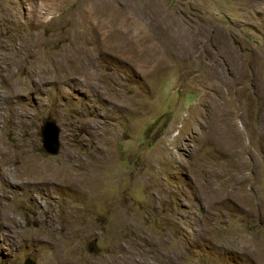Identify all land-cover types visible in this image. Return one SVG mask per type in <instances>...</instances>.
Instances as JSON below:
<instances>
[{"label":"rangeland","instance_id":"rangeland-1","mask_svg":"<svg viewBox=\"0 0 264 264\" xmlns=\"http://www.w3.org/2000/svg\"><path fill=\"white\" fill-rule=\"evenodd\" d=\"M0 112V264H264V0H0ZM41 164L81 193L9 185Z\"/></svg>","mask_w":264,"mask_h":264},{"label":"bare ground","instance_id":"bare-ground-1","mask_svg":"<svg viewBox=\"0 0 264 264\" xmlns=\"http://www.w3.org/2000/svg\"><path fill=\"white\" fill-rule=\"evenodd\" d=\"M39 14H40V12H39ZM91 17H92V15H91ZM38 18H40V17H38ZM37 52L38 51H36L35 53H30V52H28V53H20V59L18 61L19 66L25 68V70H26V68H29V66H30L29 64L30 63L27 62V56L31 55V56H34L37 59V58L40 57V56L37 57V54H36ZM43 57H45V56H43ZM36 61H38V60H36ZM34 65H35V62H34ZM50 66L51 65H49V67ZM48 69H51V68H48ZM52 69L55 70L54 73H56L55 75H56V78H57V81H54V82L62 83V82H66L67 80H71L73 78L79 77V52H78V49L76 47H74V52L72 53V58H71L70 69L67 70L69 72L64 73L66 68H64L60 64H55L52 67ZM34 70H36V71H34ZM51 70H50V72H51ZM47 72L48 71L46 69H44V67H41V66H37V67L35 66V68L28 69L25 81L32 82V83L34 82L35 84H37L38 81H41L43 78L44 79L42 81V84L36 85V87L34 89H31V90L28 91L27 97L30 94L34 93V92L35 93H37V92L40 93V92L44 91V88H42L41 86L44 87V85H48V82H46L47 79H45V77L47 76L46 74H48ZM35 74L36 75L39 74L40 76L38 78H42V79L35 80L34 79ZM56 78H54V79H56ZM52 79H53V77H52ZM39 87H41V88H39ZM11 89L14 92L12 97L15 96V98H11V99H15L16 100V98L19 97V95L16 94V92H15V90L13 88H11ZM7 102H8V99H4V103H7ZM12 109L13 110L10 113V120H11V117L14 118V119H19V118H25L26 115H28L26 112H20L15 106H13ZM2 117H3V112H0V119H2ZM35 169L37 170L36 172H34V168H33V172L35 174L31 173L30 176L25 175V176H28V178L27 179H23L22 178V180L19 183L14 182V180H12L13 182L9 181V185L11 187L14 186L16 188H19L22 192L25 191L26 189L29 190L28 193L31 195L33 205L42 207V205H41L36 193H49L50 191H55L56 189H59L61 187H67L66 186L67 185V181H71V184H70L71 188L75 192H76V190H78L81 193V186L78 185L79 177L76 174H73V177H71V180H69V178L64 175V171L59 169L57 171V173H55L53 171V169L48 166V164H41L39 166L37 165V167H35ZM37 174H38V177L36 179H34ZM70 185H69V187H70ZM46 195H49V194H46ZM6 198L7 197H0V232L3 231V229H4V230H7V232L9 234H11V233H13L12 230H14L13 235L17 234V236H18L20 234V232H21V230L18 228L19 227V220L11 212V209L9 208V205H7L5 203V200H7ZM48 212L50 213L51 211L48 210ZM70 213L68 214V217H70L69 216ZM53 221H54V215L51 213V215L49 217H47V219L42 220V223H43L44 227L50 228L52 226V224H53ZM33 222L35 224H40L39 223L40 221H39L38 217L33 218Z\"/></svg>","mask_w":264,"mask_h":264},{"label":"water","instance_id":"water-1","mask_svg":"<svg viewBox=\"0 0 264 264\" xmlns=\"http://www.w3.org/2000/svg\"><path fill=\"white\" fill-rule=\"evenodd\" d=\"M59 135L60 130L54 122L49 121L45 124L42 130V144L47 153L54 156L58 155L60 151ZM25 264H36V262L28 258Z\"/></svg>","mask_w":264,"mask_h":264}]
</instances>
